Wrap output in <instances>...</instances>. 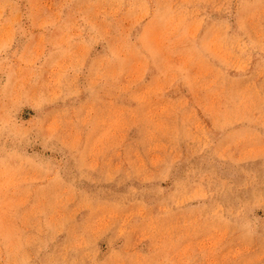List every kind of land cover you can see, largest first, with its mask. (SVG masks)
Instances as JSON below:
<instances>
[{"label":"rangeland","instance_id":"374dc122","mask_svg":"<svg viewBox=\"0 0 264 264\" xmlns=\"http://www.w3.org/2000/svg\"><path fill=\"white\" fill-rule=\"evenodd\" d=\"M0 264H264V0H0Z\"/></svg>","mask_w":264,"mask_h":264}]
</instances>
